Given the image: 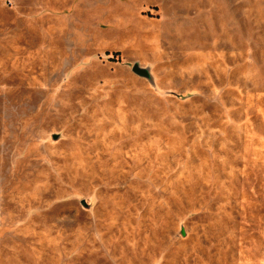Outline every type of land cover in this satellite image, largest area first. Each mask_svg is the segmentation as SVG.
I'll return each instance as SVG.
<instances>
[{
	"label": "rangeland",
	"instance_id": "obj_1",
	"mask_svg": "<svg viewBox=\"0 0 264 264\" xmlns=\"http://www.w3.org/2000/svg\"><path fill=\"white\" fill-rule=\"evenodd\" d=\"M0 264H264V0H0Z\"/></svg>",
	"mask_w": 264,
	"mask_h": 264
},
{
	"label": "water",
	"instance_id": "obj_2",
	"mask_svg": "<svg viewBox=\"0 0 264 264\" xmlns=\"http://www.w3.org/2000/svg\"><path fill=\"white\" fill-rule=\"evenodd\" d=\"M133 73L142 78H150V73L147 69L142 68L139 64L133 66Z\"/></svg>",
	"mask_w": 264,
	"mask_h": 264
}]
</instances>
